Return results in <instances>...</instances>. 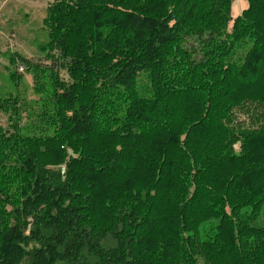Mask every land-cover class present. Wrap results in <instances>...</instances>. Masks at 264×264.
Segmentation results:
<instances>
[{
    "label": "trees",
    "instance_id": "16d2710c",
    "mask_svg": "<svg viewBox=\"0 0 264 264\" xmlns=\"http://www.w3.org/2000/svg\"><path fill=\"white\" fill-rule=\"evenodd\" d=\"M51 1L0 264H264V0Z\"/></svg>",
    "mask_w": 264,
    "mask_h": 264
},
{
    "label": "rangeland",
    "instance_id": "374dc122",
    "mask_svg": "<svg viewBox=\"0 0 264 264\" xmlns=\"http://www.w3.org/2000/svg\"><path fill=\"white\" fill-rule=\"evenodd\" d=\"M51 2L0 0V99L19 97L20 101L18 108L0 111V126L10 133L14 132V117L20 113L22 105L38 100L34 95L35 68L52 64L48 55H54L55 51L48 44V30L44 25ZM246 6L245 0H235L234 18ZM27 114L23 112V121ZM236 152L239 154V146H236Z\"/></svg>",
    "mask_w": 264,
    "mask_h": 264
}]
</instances>
